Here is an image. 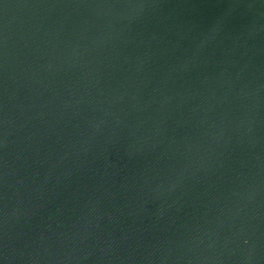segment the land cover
I'll return each instance as SVG.
<instances>
[{"label": "water", "instance_id": "water-1", "mask_svg": "<svg viewBox=\"0 0 264 264\" xmlns=\"http://www.w3.org/2000/svg\"><path fill=\"white\" fill-rule=\"evenodd\" d=\"M0 264H264V0H0Z\"/></svg>", "mask_w": 264, "mask_h": 264}]
</instances>
